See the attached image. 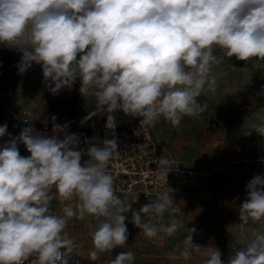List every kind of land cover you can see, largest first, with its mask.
Listing matches in <instances>:
<instances>
[{"label": "clouds", "instance_id": "obj_1", "mask_svg": "<svg viewBox=\"0 0 264 264\" xmlns=\"http://www.w3.org/2000/svg\"><path fill=\"white\" fill-rule=\"evenodd\" d=\"M0 43L22 53L19 74L40 65L52 94L79 79L80 94L95 100L82 123L106 116V129L114 130L121 111L141 117V126H154L161 117L178 126L185 116L199 117L205 106L198 98L217 89L216 48L228 58L264 61V0H0ZM51 119L53 131L66 127ZM7 128L0 126V137L9 136L0 145V264H67L80 247L66 231L68 221L88 216L95 218L89 259L96 261L125 247L129 212L148 239L184 228L183 260L196 255L200 264H224L218 248L202 251L193 243L195 227L186 229L177 218L163 222L166 212H179L168 191L139 211L115 194L107 170L119 152L114 136L86 139L87 149L77 150L75 133L46 136L28 125L13 137ZM250 130L264 137V123ZM19 144L30 155L22 156ZM83 155L88 159L82 162ZM156 165V179L167 183L177 165L168 158ZM246 191L241 225L264 221V175L254 176ZM54 198L60 203L56 214L50 211ZM134 260L132 251H122L110 264ZM228 264H264V231L253 232Z\"/></svg>", "mask_w": 264, "mask_h": 264}, {"label": "rangeland", "instance_id": "obj_2", "mask_svg": "<svg viewBox=\"0 0 264 264\" xmlns=\"http://www.w3.org/2000/svg\"><path fill=\"white\" fill-rule=\"evenodd\" d=\"M14 47L12 44L0 43V126L6 123L7 131L13 137L18 136L28 125L41 133L37 130L35 120L41 112L49 88L43 82L40 65L34 64L24 74L18 73L17 64L22 53L13 49ZM214 54L221 61L212 68L217 76V89L215 93L205 90L198 98L205 106V111L199 117L185 116L179 127L187 128L191 125L189 128L194 133L197 131L211 133L214 140L224 141L229 148L240 149V156L247 165L239 203L241 205L247 199L248 182L256 175H264V137L250 130L253 124L264 123V61L246 62L238 60L235 56L228 58L219 48H216ZM77 83L80 84L79 79L74 84ZM74 84L69 89H72ZM88 100L89 97H83L82 121ZM26 119L28 123H25ZM156 122L166 124L171 131L177 127L163 117ZM155 125L151 126L154 132L164 130L163 138L168 140L169 128L163 129ZM249 131L251 134H248ZM72 133L73 131L68 134ZM200 137L198 134L196 140L199 141ZM8 139V135L0 137V145ZM18 147L22 156L30 155L23 144H19ZM163 149L167 151L165 147ZM256 231H264V221L241 225L238 211L225 230L224 240L228 253L222 258L224 264H228L238 249L244 248ZM126 248L127 244L124 249Z\"/></svg>", "mask_w": 264, "mask_h": 264}, {"label": "crops", "instance_id": "obj_3", "mask_svg": "<svg viewBox=\"0 0 264 264\" xmlns=\"http://www.w3.org/2000/svg\"><path fill=\"white\" fill-rule=\"evenodd\" d=\"M155 124L163 129L169 128L168 140L163 138L164 130L157 133L153 130L154 135L162 147H165L166 152L179 157L192 173L187 192L174 200V207L179 209V212L175 217L170 211L166 212L163 222L167 224L172 218H177L183 220L186 229L195 227L197 232L193 235V243L204 247L202 251L207 246L218 248L222 259L228 253L224 240L225 230L239 211L243 177L247 168L240 156V149L229 148L224 141L214 140L211 133L203 131L194 133L189 128L191 125L187 128L178 125L171 131L166 124L157 122ZM198 134L201 136L199 141L196 140ZM121 198L129 201L135 211L155 200L145 197ZM59 209V200L54 198L50 203V211L56 214L59 213ZM125 215L128 217L125 221L128 228L126 250L117 247L111 253H101L96 260L99 264H110V261L122 251L134 253V264H200L202 257L194 255L185 261L180 256L184 247L183 238L187 235L184 228H180L172 237L148 239L131 222V212ZM94 224L95 218L91 216L84 220L70 219L67 224V233L80 245L76 250L85 258H89L92 248L90 232Z\"/></svg>", "mask_w": 264, "mask_h": 264}, {"label": "built area", "instance_id": "obj_4", "mask_svg": "<svg viewBox=\"0 0 264 264\" xmlns=\"http://www.w3.org/2000/svg\"><path fill=\"white\" fill-rule=\"evenodd\" d=\"M141 119L130 116L128 137H122L116 128L106 129V138L112 139L114 136L119 151L109 162L107 169L114 177L115 194L119 197L157 199L160 192L168 191L174 201L187 192L192 173L179 157L163 149L151 126L140 125ZM25 123H28L27 119ZM80 148L87 149L85 141H80L77 150ZM162 158H168L177 165L168 174L167 183L156 179V164ZM87 159V155L82 156V162Z\"/></svg>", "mask_w": 264, "mask_h": 264}, {"label": "trees", "instance_id": "obj_5", "mask_svg": "<svg viewBox=\"0 0 264 264\" xmlns=\"http://www.w3.org/2000/svg\"><path fill=\"white\" fill-rule=\"evenodd\" d=\"M79 87L80 84L77 83L74 84L72 89L64 88L57 94H52L50 89L48 90L43 100L41 112L35 120L37 130L41 132L40 134L60 136L63 138L73 131V133L80 137L81 142L94 137L100 140L106 139V116L92 117V119L82 123L83 96L79 92ZM94 106V98L89 97L85 108V116L88 115L89 111L93 110ZM53 115L57 118L54 122L55 124L66 126L62 131H53V121L51 119ZM129 118L130 116H125L121 111H117L116 113V129L122 137H128L129 135ZM25 264H30V261H26ZM67 264L99 263L85 258L76 250L75 253L67 257Z\"/></svg>", "mask_w": 264, "mask_h": 264}]
</instances>
